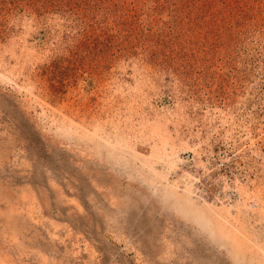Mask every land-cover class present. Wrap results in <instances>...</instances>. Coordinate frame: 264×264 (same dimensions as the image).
I'll use <instances>...</instances> for the list:
<instances>
[{"label":"rangeland","instance_id":"1","mask_svg":"<svg viewBox=\"0 0 264 264\" xmlns=\"http://www.w3.org/2000/svg\"><path fill=\"white\" fill-rule=\"evenodd\" d=\"M0 264H264V0H0Z\"/></svg>","mask_w":264,"mask_h":264},{"label":"trees","instance_id":"2","mask_svg":"<svg viewBox=\"0 0 264 264\" xmlns=\"http://www.w3.org/2000/svg\"><path fill=\"white\" fill-rule=\"evenodd\" d=\"M39 1V0H38ZM50 1V0H49ZM53 1V0H52ZM69 1V3H70V0H68Z\"/></svg>","mask_w":264,"mask_h":264}]
</instances>
